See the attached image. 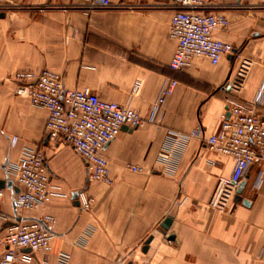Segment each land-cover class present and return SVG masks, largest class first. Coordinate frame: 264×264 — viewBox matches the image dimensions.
<instances>
[{
    "label": "crops",
    "instance_id": "1",
    "mask_svg": "<svg viewBox=\"0 0 264 264\" xmlns=\"http://www.w3.org/2000/svg\"><path fill=\"white\" fill-rule=\"evenodd\" d=\"M86 2L0 0L4 228L16 221L54 218L50 249L35 254L32 264L46 258L58 264L62 254L69 264H264V164L249 170L233 212H221L209 201L235 161L210 152L205 142L219 132L228 99L254 103L264 85V0H211L208 12L229 20L215 38L232 45L234 52L216 65L195 57L182 73L170 69L177 50L169 33L174 0H112L126 8L94 11L84 9ZM21 70L55 71L66 89L130 107L145 120L161 91L171 81L177 86L153 122L122 129L105 147L113 179L106 186L88 182L86 165L67 141L48 140V112L15 93L11 77ZM137 81L141 89L133 96ZM257 110L264 117V90ZM198 129L204 140L191 136ZM171 133L187 139L175 142ZM27 148L44 152L51 173L52 199L39 210L18 207L9 175ZM133 165L142 171H132ZM82 189L94 198L90 211L75 205L73 196ZM167 217L173 222L163 234L160 224ZM4 251L0 244V258Z\"/></svg>",
    "mask_w": 264,
    "mask_h": 264
},
{
    "label": "built area",
    "instance_id": "2",
    "mask_svg": "<svg viewBox=\"0 0 264 264\" xmlns=\"http://www.w3.org/2000/svg\"><path fill=\"white\" fill-rule=\"evenodd\" d=\"M174 13L170 22V37L177 42V50L170 62V69L182 73L195 57H204L216 65L223 56L234 52L232 45L215 38L219 29L229 26L228 18L221 13L208 12L213 7L211 0H174ZM123 9L124 4H113L112 0H87V11ZM16 83V95L27 97L33 107L48 112L46 134L50 141H67L81 157L87 170L88 182H99L106 186L113 184L105 147L114 141L123 128L138 129L147 122H153L167 96L177 82L171 81L154 104L152 116L145 120L138 111L102 100L98 95L83 90H68L62 76L52 70L37 73L21 70L12 75ZM141 82L137 81L132 95H138ZM262 86L254 103H239L227 100L228 114L223 117L218 133L208 138L206 147L210 152L234 159V169L229 177L218 179L209 205L221 212L232 213L240 184L249 170L257 163L264 164V117L257 106L263 95ZM172 140L187 139L171 133ZM192 137L204 140L203 131L198 129ZM17 137L11 144L15 146ZM134 172L142 169L130 166ZM9 175L19 188L16 204L23 210H39L52 199L50 192L51 173L44 152L40 149L24 150L19 163L11 168ZM261 183V178H259ZM79 208L90 211L94 198L82 189L78 193ZM4 190L0 189V200ZM6 219L0 214V233L5 229ZM54 218L21 220L6 227V235L0 244L5 251L0 264H32L33 256L47 253L53 239ZM24 251H28L25 253ZM41 264H49L48 258ZM58 264H69V257L60 255ZM146 264V263H141Z\"/></svg>",
    "mask_w": 264,
    "mask_h": 264
},
{
    "label": "water",
    "instance_id": "3",
    "mask_svg": "<svg viewBox=\"0 0 264 264\" xmlns=\"http://www.w3.org/2000/svg\"><path fill=\"white\" fill-rule=\"evenodd\" d=\"M123 129H124V128H123ZM125 129H126V127H125ZM8 185L11 186L12 183L10 182V183H8ZM243 186H244V183H241L240 186H239V189H238V194H237L238 196H240V194H241V192H242V188H243ZM4 188H5V183L2 182V181H0V189H4ZM15 190H16L17 193H19V189H18L17 187H15ZM238 196H237L238 201H240V197H238ZM77 198H78V194L76 193V194L73 196V199L75 200V205L79 207V202H78ZM172 222H173L172 217H167V218L164 219V221L160 224V227H161V229H162V233H163V234H165V233L170 229V227H171V225H172ZM173 239H174V237H171V240H173ZM152 240H153V237H150V238L147 239V241L145 242V245H144L143 248H142V251H143L144 253H147V251H148V249H149V247H150V244H151Z\"/></svg>",
    "mask_w": 264,
    "mask_h": 264
}]
</instances>
